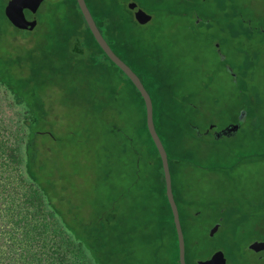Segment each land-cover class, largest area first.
<instances>
[{"label": "rangeland", "instance_id": "rangeland-1", "mask_svg": "<svg viewBox=\"0 0 264 264\" xmlns=\"http://www.w3.org/2000/svg\"><path fill=\"white\" fill-rule=\"evenodd\" d=\"M48 1L38 9L37 29L29 36L1 19L0 53L6 61L41 44L47 50L57 44L58 38L50 29L58 20ZM137 1L120 0L125 12L121 37L128 42V58L119 45L107 39L146 85L163 87L156 124L165 142L168 133L176 132L173 136L180 146L175 151L180 159L171 175L188 264L209 258L215 250L223 252L228 264H264V251L248 247L264 241V0ZM129 3L137 4L151 20L138 24ZM69 4L74 23L80 25L81 16L72 2ZM62 14L60 23H64ZM129 17L137 25L124 22ZM105 63L106 73L95 72L89 78L82 70L61 80L49 76V85L39 98L38 111L51 120L47 119L49 124L45 122L42 129L55 137L72 134L63 143L67 142L62 153L54 152L55 139L50 140L51 153L41 160L49 175H63L57 186L75 199L81 221L92 219L128 186L132 164L143 159L145 165L151 159L155 166L156 160L153 150L145 147L146 137L141 139L145 145L143 152L139 149L141 158L132 153L131 145L141 131L142 104L124 74ZM73 78L85 81L90 90L97 83L121 85L111 105L100 104L104 109L93 111L79 96L69 99L64 95L62 86L72 84ZM98 91L94 95L100 96ZM34 93L39 95L38 89ZM25 109L0 86L4 136L0 146V207L14 209L26 199V212L38 211L49 228L59 229L48 208L35 203L32 192L37 194V188L21 184ZM238 123L240 129L230 137L208 133L210 128L220 133ZM62 181L67 190H63ZM125 202L129 206L136 203L129 197L119 208ZM156 202L160 204L157 198ZM153 205L154 200L146 210L154 224L164 213L152 214ZM67 236V245H63L70 250L67 263L94 264L86 250ZM51 257L50 262L56 264V256Z\"/></svg>", "mask_w": 264, "mask_h": 264}, {"label": "trees", "instance_id": "trees-1", "mask_svg": "<svg viewBox=\"0 0 264 264\" xmlns=\"http://www.w3.org/2000/svg\"><path fill=\"white\" fill-rule=\"evenodd\" d=\"M7 1L4 0L3 3H0V23L3 19L14 29L28 33L27 36L32 34L37 28L33 31L18 29L6 18L5 5ZM85 1L111 49L114 51L107 36L121 47L122 53L128 58V50L130 51L128 42L121 37L123 35L124 17H122V13L124 7L120 0ZM150 1L155 2L156 0ZM70 2L82 18L80 25L73 21L74 14H72ZM50 7L53 8L58 20L56 23H52L50 29L51 33L58 38L57 44L51 46L50 50L43 48V44H41L35 49L27 50L26 54H17L7 61L0 53V86L8 91L16 104L26 108L27 115L23 121L26 138L21 166V184L29 183L37 188V194L34 190L32 192L35 203L39 207L42 204L45 205L61 227L57 226L59 229H51L44 222V217L40 219L38 211L26 212L28 208V203L24 202L26 199H22L23 203L16 205L14 209L5 210L0 207V264H54L50 262L53 259L50 258V255L56 256L57 261L54 259L56 264H68L67 255L70 250L67 246H63L67 245V235L86 250L94 264H180L178 239L173 215L166 197L163 168L159 153L147 130L144 101L125 75L142 104V119L139 123L141 131H138V140L131 145V150L140 159L139 149L143 152V146H145L141 143V139L146 137L147 146L145 147L151 148L156 155L155 166L152 165L151 159L148 160V163L145 162V165L143 159L132 164L129 182L128 178L126 180L128 186L125 185L120 189L112 203L99 213H95L92 219L81 221L78 218L80 211H78L79 207L75 203V199L60 191L57 186V181L64 180L63 175H59L55 171L54 173L58 177L55 174L54 176L49 175V171L41 160L43 157L48 159L51 153L50 140L55 139L54 152L62 153L67 142L63 143L67 137L72 135L69 133L64 137L57 136V138L50 130L42 129L45 122L49 124L48 120H50L38 111V106L42 101L39 98L42 99V91L47 84L49 85L48 77L52 76L55 80H61L68 74L71 75L73 71L82 70L89 78V76L93 77L95 72L100 71L102 74L107 72L105 61L113 64L94 39L76 0L50 3ZM60 13H63L62 20L65 24L60 23L58 18L61 17ZM124 22L137 25L131 21L130 17ZM1 33L0 30V35ZM114 53L129 66L128 60L115 51ZM137 62L141 63L139 60ZM71 80L72 84L62 86L64 95L69 99L79 96L80 101L92 107L93 111L103 110L104 107L101 105H111L121 85L119 81L117 82L119 85L104 86L97 83L90 90V86L85 81H80L78 78ZM142 83L152 99L155 128L167 151L170 170H172L180 159L179 154L175 153L180 148L177 139L173 136L176 132L168 133L165 142L156 124L159 118L157 106L161 102L163 87L152 83L146 85L143 81ZM35 89H38L39 95L34 93ZM95 91H98L100 96L94 95ZM96 99L100 102H97ZM189 127L190 130L195 131L190 124ZM1 130L0 127V146L4 142ZM67 140L69 141V138ZM146 155L144 154V156ZM55 166L58 167V163ZM114 172L117 173L118 170ZM107 176L109 175L107 174ZM67 189L68 186L64 183L63 190ZM129 197H133L136 203L129 206L128 202H125L119 208L120 202ZM155 198L160 204L155 203ZM153 200L154 205L150 209L151 213L154 215L164 213L154 224L152 219L147 217L146 210L149 202ZM186 263L188 264L187 250Z\"/></svg>", "mask_w": 264, "mask_h": 264}, {"label": "water", "instance_id": "water-1", "mask_svg": "<svg viewBox=\"0 0 264 264\" xmlns=\"http://www.w3.org/2000/svg\"><path fill=\"white\" fill-rule=\"evenodd\" d=\"M44 1L48 0H8L5 5V15L6 18L12 23V25L18 29L33 31L38 25L37 21V12L40 6ZM79 6V9L85 19L89 30L91 31L94 39L100 46V48L104 51L109 60L119 68L123 74L131 81V83L135 86L137 91L140 93L146 110V125L147 130L155 144V147L159 153L163 174L165 179L166 186V197L167 201L170 205L171 212L173 215L174 226L178 239V249H179V263H186V244L184 231L181 223L180 213L178 209V205L176 203L173 185H172V175L168 160L167 151L156 131L155 123H154V111H153V102L152 99L145 89L142 81L137 76V74L123 61L121 60L111 49L107 41L104 39L101 34L85 0H76ZM130 9H132L134 18L136 22L140 25H145L148 23L152 16L143 11L137 4L129 3ZM241 125L240 123L230 125L229 127L223 129L217 135L220 137L226 136L230 137L235 134ZM215 230L212 231L211 235ZM249 249L254 252L264 251V241H255L250 244ZM199 264H226V258L222 251H218L214 257L209 261H202Z\"/></svg>", "mask_w": 264, "mask_h": 264}, {"label": "flooded vegetation", "instance_id": "flooded-vegetation-1", "mask_svg": "<svg viewBox=\"0 0 264 264\" xmlns=\"http://www.w3.org/2000/svg\"><path fill=\"white\" fill-rule=\"evenodd\" d=\"M240 120L242 121V118H241ZM210 132H213V134H214L213 136H215V137H216V134H218V133L215 132V129H214V128H210V130L208 131V133H210ZM180 218H181V217H180ZM218 228H219V226H217V227L214 228V230H215L214 233L218 230ZM211 236H213V234H212ZM250 243H251V242H250ZM252 243H253V242H252ZM249 246H250V244L248 245V247H249ZM217 252H218V251L215 250V251L213 252V254H212L209 258L202 259V260H197V261H195V263H196V264H199V262H202V261H203V262H204V261H209V260H211V259L214 257V255H215ZM226 264H228L227 259H226Z\"/></svg>", "mask_w": 264, "mask_h": 264}]
</instances>
